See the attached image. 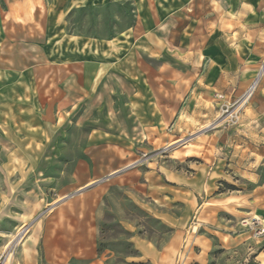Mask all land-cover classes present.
I'll use <instances>...</instances> for the list:
<instances>
[{
	"label": "rangeland",
	"instance_id": "1",
	"mask_svg": "<svg viewBox=\"0 0 264 264\" xmlns=\"http://www.w3.org/2000/svg\"><path fill=\"white\" fill-rule=\"evenodd\" d=\"M24 1L34 3L30 17L9 16ZM136 1L0 0V94L16 74L32 82L28 104L0 117V164L49 182L34 183L28 219L0 215V257L26 228L10 264H264V0L187 2V27L210 36L223 18L225 46L237 32L260 36L262 49L242 48L238 66L230 56L202 114L170 127L116 117L132 88L73 76L71 63L110 58L105 43L135 25ZM73 196L76 214L54 229L53 208Z\"/></svg>",
	"mask_w": 264,
	"mask_h": 264
},
{
	"label": "crops",
	"instance_id": "2",
	"mask_svg": "<svg viewBox=\"0 0 264 264\" xmlns=\"http://www.w3.org/2000/svg\"><path fill=\"white\" fill-rule=\"evenodd\" d=\"M189 1L137 0L134 4L137 18L135 25L113 41L105 43L110 58L92 56L91 61L88 60L89 64H84L81 68L71 63V68L77 73L73 76H79L81 73L88 80L89 87L132 88L133 92L127 90L128 96L123 104L114 109L115 112L126 114L116 117L146 119L148 124L158 127L164 122H167L169 127L172 124L182 126L179 120L183 115L185 119L195 121L198 113L202 114L208 99L214 96L215 91L224 87L222 72L225 70L226 60L231 56L232 63L238 66L236 55L242 48L248 49V54H259L264 41L261 46L260 36L253 37L250 42L244 34L240 37V34L235 32L236 39L232 47L225 46L223 33L218 29V25L224 23L223 18L220 22L217 20L215 32L210 36L204 28L199 32L195 23L187 27L185 19H188V16L184 11ZM33 9L34 3L24 1L15 4L10 9L9 16L20 20V10L25 17H30ZM145 58L155 64L147 63ZM71 81H74V86H80L79 80ZM31 85V79H28L25 73L14 75L2 85L7 88V95L0 94V117H11L10 112L14 107L12 104L19 103L20 99L28 104L26 99L29 92L26 87ZM93 92L96 93L95 90ZM93 92L90 90L88 93ZM14 167L15 164H12L10 159L0 164L3 173L0 175V215H18L19 221L22 222V217L28 219L36 211L35 206L38 204L33 202L34 196H37L36 187L46 189L49 182L39 179L36 183L37 177H32L24 170L23 173L15 172ZM85 177L83 167L79 165L75 179L80 182L85 180ZM67 191H72V188H67ZM76 198L73 196L53 208L54 220L50 223L55 225L54 229L63 224V219L76 214ZM50 209L51 207L48 211ZM54 239L55 235L52 233V236L45 240V244L50 246ZM47 257L52 260L55 254L49 250Z\"/></svg>",
	"mask_w": 264,
	"mask_h": 264
},
{
	"label": "bare ground",
	"instance_id": "3",
	"mask_svg": "<svg viewBox=\"0 0 264 264\" xmlns=\"http://www.w3.org/2000/svg\"><path fill=\"white\" fill-rule=\"evenodd\" d=\"M26 231V228H22L18 231V233L12 237L10 243L11 245H8L6 248H5V251H4V264H10V260L12 258V252H11V248L20 243L23 239V236H24V233Z\"/></svg>",
	"mask_w": 264,
	"mask_h": 264
},
{
	"label": "built area",
	"instance_id": "4",
	"mask_svg": "<svg viewBox=\"0 0 264 264\" xmlns=\"http://www.w3.org/2000/svg\"><path fill=\"white\" fill-rule=\"evenodd\" d=\"M263 232H264V230H260L257 232V234H262ZM0 264H4V257L3 256L0 257Z\"/></svg>",
	"mask_w": 264,
	"mask_h": 264
},
{
	"label": "trees",
	"instance_id": "5",
	"mask_svg": "<svg viewBox=\"0 0 264 264\" xmlns=\"http://www.w3.org/2000/svg\"><path fill=\"white\" fill-rule=\"evenodd\" d=\"M230 190H235V188L231 187ZM249 264H259V263L253 261V262H251Z\"/></svg>",
	"mask_w": 264,
	"mask_h": 264
}]
</instances>
